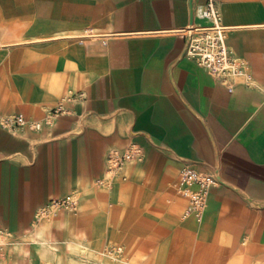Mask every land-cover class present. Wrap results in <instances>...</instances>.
Masks as SVG:
<instances>
[{
	"label": "crops",
	"instance_id": "crops-1",
	"mask_svg": "<svg viewBox=\"0 0 264 264\" xmlns=\"http://www.w3.org/2000/svg\"><path fill=\"white\" fill-rule=\"evenodd\" d=\"M215 1L249 81L185 53L206 0H0V118L29 120H0V264H264V0ZM187 166L218 180L201 214Z\"/></svg>",
	"mask_w": 264,
	"mask_h": 264
},
{
	"label": "built area",
	"instance_id": "built-area-1",
	"mask_svg": "<svg viewBox=\"0 0 264 264\" xmlns=\"http://www.w3.org/2000/svg\"><path fill=\"white\" fill-rule=\"evenodd\" d=\"M198 17L205 20V23H192L185 31L187 45L185 53L195 58L205 66L210 73L216 76H243L249 81L250 74L247 72L243 58L236 55L227 44V33L229 27L222 22V14L215 0H206L198 9ZM58 110L56 109L55 112ZM1 122L10 127L23 126L29 122L23 113L3 116ZM38 128L40 123L32 122ZM141 147L133 143L125 153L113 151L109 156L107 174L114 177L123 168L126 161L134 159L141 154ZM181 192L188 198L186 212L201 214L205 204L208 189L218 183L215 175L203 173L197 169L187 166L183 169V176L180 181ZM53 206H69L76 210L78 199L75 196H68L63 200L52 201ZM111 254L121 253L123 248L115 246L108 248Z\"/></svg>",
	"mask_w": 264,
	"mask_h": 264
},
{
	"label": "rangeland",
	"instance_id": "rangeland-1",
	"mask_svg": "<svg viewBox=\"0 0 264 264\" xmlns=\"http://www.w3.org/2000/svg\"><path fill=\"white\" fill-rule=\"evenodd\" d=\"M52 206H53V203H51L50 206H49L48 208H47V207H43V208H41V210H40V214L38 215V216H39V219L42 220V219L45 217L46 219L49 218L50 221H55V220H57V221H58V224H62L63 222H65V220H64V214H65V212L68 210V208L65 207V206H55V208H54V207H52ZM77 206H78V204H77ZM77 208H78V207H77ZM49 209H51V211H49ZM185 210H186V209H185ZM75 223H80V221L78 220V221L75 222ZM121 229H122V231L120 232V239H121V241L118 242V243H119L120 245H123V244L125 243V241L129 239V237H130L129 235H131L132 232L128 231V227L125 226V225H123V226L121 227ZM138 233L143 234V232H136L135 234H138ZM8 234H9V233H7V234H0V239L4 242V243H0V250L4 252V255H6L7 251L9 250V249H6V247H4L5 243L7 242V235H8ZM59 234H60V233H59ZM60 236L64 238V233H61ZM53 238H54V237H53ZM59 238H60V237H59ZM43 240L48 241V240H46V239H43ZM54 240H55V239H53V240H51V241H48V242L54 246V245H55ZM11 248H12V247H11ZM11 248H10V252H11ZM88 251H89V248H88ZM88 253H89V252H88ZM104 253H105L106 255H109V256L114 255V254L109 253V252L107 251V249L104 250L103 254H104ZM12 259H13V256H12V254H11L10 259H9V263H10V261H12ZM57 261H58V260H57ZM56 263H57V262L52 263V264H56ZM25 264H31V261H30V262H29V261H26Z\"/></svg>",
	"mask_w": 264,
	"mask_h": 264
},
{
	"label": "bare ground",
	"instance_id": "bare-ground-1",
	"mask_svg": "<svg viewBox=\"0 0 264 264\" xmlns=\"http://www.w3.org/2000/svg\"><path fill=\"white\" fill-rule=\"evenodd\" d=\"M0 243H4L1 239H0ZM114 257V256H113Z\"/></svg>",
	"mask_w": 264,
	"mask_h": 264
}]
</instances>
